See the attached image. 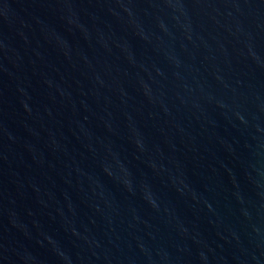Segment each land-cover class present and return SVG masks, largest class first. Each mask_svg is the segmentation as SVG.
Returning <instances> with one entry per match:
<instances>
[{
  "label": "water",
  "instance_id": "obj_1",
  "mask_svg": "<svg viewBox=\"0 0 264 264\" xmlns=\"http://www.w3.org/2000/svg\"><path fill=\"white\" fill-rule=\"evenodd\" d=\"M0 264H264V0H0Z\"/></svg>",
  "mask_w": 264,
  "mask_h": 264
}]
</instances>
